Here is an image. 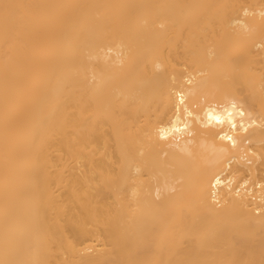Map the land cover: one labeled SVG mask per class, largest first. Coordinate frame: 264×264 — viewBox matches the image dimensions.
I'll return each mask as SVG.
<instances>
[{
    "label": "bare ground",
    "instance_id": "obj_1",
    "mask_svg": "<svg viewBox=\"0 0 264 264\" xmlns=\"http://www.w3.org/2000/svg\"><path fill=\"white\" fill-rule=\"evenodd\" d=\"M0 262L264 264V0H0Z\"/></svg>",
    "mask_w": 264,
    "mask_h": 264
},
{
    "label": "snow or ice",
    "instance_id": "obj_2",
    "mask_svg": "<svg viewBox=\"0 0 264 264\" xmlns=\"http://www.w3.org/2000/svg\"><path fill=\"white\" fill-rule=\"evenodd\" d=\"M5 7V9H7V8H9V7H11V6H9V5H5L4 6ZM227 117H228V119H229V122H230V118H231V112H229L228 114H227ZM224 119H225V117L224 116H222V115H219V114H217V115H213L212 113H209V121L211 122L212 120H215L217 123H223L224 122ZM235 125H233V127H234ZM167 134H168V132L166 131V130H161V135L162 136H167ZM226 139H228V140H231L232 141V143L233 144H235V141L234 140H232V137H226ZM0 264H5V262H0Z\"/></svg>",
    "mask_w": 264,
    "mask_h": 264
}]
</instances>
